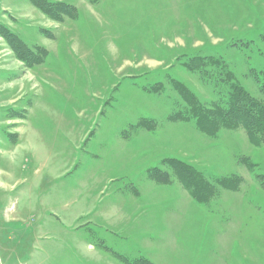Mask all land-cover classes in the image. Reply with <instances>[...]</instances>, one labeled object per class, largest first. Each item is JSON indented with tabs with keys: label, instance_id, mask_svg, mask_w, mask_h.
<instances>
[{
	"label": "rangeland",
	"instance_id": "374dc122",
	"mask_svg": "<svg viewBox=\"0 0 264 264\" xmlns=\"http://www.w3.org/2000/svg\"><path fill=\"white\" fill-rule=\"evenodd\" d=\"M262 86L264 0H0V264H264Z\"/></svg>",
	"mask_w": 264,
	"mask_h": 264
},
{
	"label": "trees",
	"instance_id": "16d2710c",
	"mask_svg": "<svg viewBox=\"0 0 264 264\" xmlns=\"http://www.w3.org/2000/svg\"><path fill=\"white\" fill-rule=\"evenodd\" d=\"M16 50V49H15ZM222 70H218L217 73H219L218 77L222 76ZM226 79H223V82L228 85L229 87V101H228V107L236 101L238 97H240V90L239 88L232 82H230L231 77L229 75H225ZM262 91V94L264 95V89L263 86L260 88ZM182 96V101L191 107L190 112H188V115L186 116H180L177 115L175 118L180 121H195L197 127L208 134L214 133V131L217 128H212L213 125H215V121L209 120L208 118V112L204 111L202 108H200L197 105V102L195 101V98L188 94L186 90L182 89L179 90ZM246 111H244L245 113ZM212 114V113H210ZM212 116L217 120L218 123L222 125H226L227 120L236 121L242 125H244L246 130H249L251 124L248 123V121H244L241 116L237 115V110L233 108V110L229 109H220L219 111H215ZM252 117V116H250ZM171 169L173 170L174 177L183 185L185 190L188 191V193L191 195L193 199H195L198 202H204L207 199V196L209 195L208 185L206 186L203 182V179L197 174L193 168H189L187 166H184L181 163L173 162L171 163ZM162 183H168L167 181H161Z\"/></svg>",
	"mask_w": 264,
	"mask_h": 264
}]
</instances>
